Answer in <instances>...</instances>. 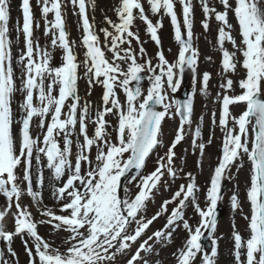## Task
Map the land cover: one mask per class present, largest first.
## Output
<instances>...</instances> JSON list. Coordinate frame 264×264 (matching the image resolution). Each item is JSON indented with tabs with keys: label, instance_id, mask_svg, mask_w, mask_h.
I'll return each instance as SVG.
<instances>
[{
	"label": "snow or ice",
	"instance_id": "obj_1",
	"mask_svg": "<svg viewBox=\"0 0 264 264\" xmlns=\"http://www.w3.org/2000/svg\"><path fill=\"white\" fill-rule=\"evenodd\" d=\"M199 3L205 32L213 19L220 25L217 47L222 53L221 66L226 77L216 97L221 104L218 123L216 113H212V123L223 134L221 155L209 180L204 207L198 201L200 189L196 177L191 172L184 173L183 167L176 163L175 151L189 134L192 151L199 153L201 161L206 148L201 127L199 124L194 130L192 127L195 87L184 100L175 95L186 70L191 71L193 84L196 83L199 49L193 32V0H146L147 11L145 0H120L115 9L117 20L105 16L108 27L98 30L94 16L91 21L89 17V10L95 11V0H36L44 22V37L50 38V43L43 46L34 37V25L39 28L40 23L34 18L32 0H21L23 24L21 27L17 21L15 41L22 34L24 47L15 57L18 73L13 66L14 39L9 29L11 3L0 0V195L7 203L6 210L0 211V238L8 244L9 257L0 250V264H15L10 259L16 256L11 247L15 236L27 237L24 245L29 264H115L117 255H128L126 264H149L142 255L153 251L149 241L170 240L172 232L180 227L188 237L175 254L177 264H196L197 258L200 264H216V240L206 251L202 239L206 232L215 233L222 182L232 178L233 167L238 172L244 166L237 163L244 157L252 166L246 193L251 214L244 216L248 220L247 239L233 225L234 261L264 264V0H199ZM69 5L82 27L81 46L85 49L82 60L78 59L75 41H70L66 29L64 12ZM149 13L153 16L163 13L170 18L179 47L175 61H169L163 50L158 51L155 64L146 57L133 28L137 20L142 21L146 33L159 45L162 18L153 23ZM229 13L237 20L239 42L232 34ZM133 41L139 45L138 51L133 48ZM226 41L232 45V51L224 47ZM57 49L62 58L59 65H54L53 52ZM238 65L245 70L238 81L241 92L229 95L234 81L227 77L237 72ZM142 73L150 74L146 89L142 87L145 79ZM81 79L87 82L88 96L97 85L102 87L100 105L94 108L87 99L82 100L78 83ZM210 79L207 72L200 76V91L205 96ZM17 94L22 99L14 116ZM241 103L245 110L234 116L230 106ZM109 116L116 118L115 125L107 119ZM166 118H178L179 125L161 155L157 149L165 147L162 125ZM14 125H19L16 132ZM34 129H38V134L34 135ZM211 143L212 135L207 140V144ZM153 155L156 166L145 174L143 170ZM41 156L46 158L45 165L41 164ZM44 167L51 170L54 181L61 182L52 194L59 211L65 214H56L43 203ZM165 174L173 180L186 175L188 182L181 184L171 199L163 201L160 210L149 218L147 205ZM24 194L33 199L41 213L40 220L33 219L27 206H22ZM230 202L234 211L242 212L238 193L231 195ZM170 204L174 206L165 230L143 239L150 225L169 212ZM189 206L200 218L196 226L185 218ZM13 209L14 230L6 231L2 221ZM44 223L52 225L54 231L69 233L63 242L66 245L63 252L39 234L37 226Z\"/></svg>",
	"mask_w": 264,
	"mask_h": 264
},
{
	"label": "rangeland",
	"instance_id": "obj_2",
	"mask_svg": "<svg viewBox=\"0 0 264 264\" xmlns=\"http://www.w3.org/2000/svg\"><path fill=\"white\" fill-rule=\"evenodd\" d=\"M120 0H103V3L98 2L96 4L95 11L92 12V16H94V24L96 26V29L98 30L100 27H108L107 24L104 23V17L108 16L112 18L114 21L117 20L115 9L119 6ZM145 5L146 0H145ZM193 6H194V19H193V32H194V38H196V46L199 49V60H198V67H197V76H196V83L193 84V74H192V90L193 87L196 89L195 97V111L197 112L198 108H201L204 113L206 114L203 117V120H201V123L205 122L204 126L201 127L202 131V139L206 143L205 152L201 161V157L199 153H193L192 147H191V139L192 136L189 134L186 136L185 140L181 142V149L182 152L180 154V157L176 158V163L183 167L184 173L191 172L197 180V184L199 186V192L197 193L198 199L201 198L203 202H205V195L206 190L209 185V180L211 175L213 174V166L215 163H217V156L219 151V144L221 141V138L223 137V134L220 130V128L212 123V113H216V119L217 123L220 117L218 105L220 103L217 102L216 97L217 93L221 92L220 84L223 82V80L226 78L222 72V53L220 49L217 47V36H218V29L220 25L218 22H216L214 19L209 22V29L207 32L202 27V20L204 19L203 14L201 12L200 3L199 0H193ZM90 14V10H89ZM65 15V23H66V29L69 33V37L72 36L73 39L77 40L78 34L82 33V27L79 22V18L76 15H73L71 6L67 8L64 12ZM150 19L151 16H150ZM157 20V19H156ZM229 21L233 25L232 34L236 38V40L239 42L240 35H239V28L238 23L235 17L232 15V13H229ZM134 28L138 29L143 35H146V27L143 24L142 21L137 20L135 22ZM111 30V29H110ZM167 31L165 32V36L167 35ZM101 37L103 39V35L101 34ZM12 38H15V36H12ZM16 44V45H15ZM48 44V43H46ZM225 48H227L229 51H232V45L229 42H225L224 45ZM23 48V41L19 39V41H15L14 39V46H13V57L17 56V53L19 49ZM157 46H153L151 50H149L146 54L147 56H150L151 58H154L156 61L157 57ZM58 49L55 50L53 53H58ZM77 53L84 54V49L82 48L81 44L77 42ZM61 54V51H60ZM111 55L110 53H108ZM239 53H237V57L239 58ZM208 57H211V60L208 59ZM16 69V67H14ZM210 73L211 79L209 80L208 84V95L205 96L201 91V83H200V76L203 73ZM245 75V70L238 65L237 72L236 73H229L227 78H231L234 81L233 91L229 94H235V92L238 89V81L242 79ZM88 89V88H87ZM82 100L87 99L88 95L87 91H85L82 95ZM236 105H232V114L234 116H239V114L242 112L244 107L242 105L235 108ZM14 116L17 114L18 109L16 107H13ZM111 122L113 125L116 124V118L112 117ZM231 123V122H230ZM196 123L193 120V129L196 127ZM19 125H14V132L18 131ZM109 131L112 132L113 137H115V132L112 131V128H109ZM38 134V129H34V135ZM212 135V143L207 144V140L209 136ZM168 138V135H166L165 139ZM62 146V142H61ZM157 151L163 155L165 152L164 148L157 149ZM75 152V148H74ZM93 157L95 156V151L93 150L92 153ZM35 156V153H34ZM45 157L41 156V164L45 165L46 162ZM237 163H243V167L239 169L237 172L236 167L232 168L231 171V179H225L224 183H226V188L222 189V199L220 200L222 203L225 204L226 207V213L223 219L221 220V223L216 231L215 234V240L218 247V256L216 257V264H229L231 263L232 259L234 258L233 248H234V240H233V225L236 226V229L239 230L241 235L246 239L248 236V224L244 225L243 220L245 215H249L250 212V204L247 199L246 193L247 188L250 186V175H251V163L248 161L247 157H244L242 161H238ZM36 170V162L35 159L33 160V172ZM19 174V170H18ZM44 176H45V183L43 188V203L47 205L49 208H52L56 214H60L59 206L56 198L53 196V192L55 189L60 185L61 182L54 181L53 177L51 175V170L44 167ZM164 181L169 184L168 186V193L165 198H163L161 201L168 200L172 197V195L179 190V186L181 184H186L188 182V178L186 175H180L175 180H173L170 176H166L164 178ZM22 187H24L22 185ZM36 183L35 180L33 181V188L36 189ZM238 193L239 199L241 201L242 206V212L240 210L234 211L231 206L230 197L233 193ZM21 204L22 206H27L28 210L32 213V217L35 220H40L41 213L37 209L36 204L34 203L33 199L27 195L24 194L21 197ZM152 205H155V202L152 200L147 205L146 215L148 216L150 213H153L155 210L160 208L159 204L155 205L153 209L150 210V207ZM7 208V203L5 197L0 195V211H5ZM12 211H8V214L5 216L4 221L2 223L4 224V227H9L10 220L14 222ZM250 216V215H249ZM47 219V218H45ZM38 232L39 234L48 241L53 242V246H59L60 250L63 252L66 248V245H64V239L68 237L69 233L64 230L60 231H54L53 226L44 223V224H38ZM27 239V237H20L15 236L12 240V242H16L17 244L22 247L23 250V256L19 259L14 260L15 264H27L28 260V254L25 251V245L24 240ZM159 251V250H158ZM156 251V253H158ZM156 256V255H155ZM154 256V257H155ZM164 257V255H163ZM163 257H159L162 259ZM170 255L167 256V260H159L158 262H153L151 264H173L172 259H169ZM196 264H200V259L197 258Z\"/></svg>",
	"mask_w": 264,
	"mask_h": 264
}]
</instances>
